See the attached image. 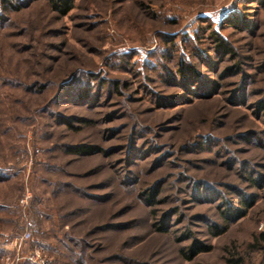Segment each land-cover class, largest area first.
I'll return each mask as SVG.
<instances>
[{
    "label": "rangeland",
    "instance_id": "obj_1",
    "mask_svg": "<svg viewBox=\"0 0 264 264\" xmlns=\"http://www.w3.org/2000/svg\"><path fill=\"white\" fill-rule=\"evenodd\" d=\"M11 2L0 264H264V0Z\"/></svg>",
    "mask_w": 264,
    "mask_h": 264
},
{
    "label": "trees",
    "instance_id": "obj_2",
    "mask_svg": "<svg viewBox=\"0 0 264 264\" xmlns=\"http://www.w3.org/2000/svg\"><path fill=\"white\" fill-rule=\"evenodd\" d=\"M53 9L58 12L61 16H67L68 14H70L73 10H74V0H49ZM12 2L11 0H2V4H1V8L5 11L10 10V8H12ZM77 88V87H76ZM87 89L86 91H81L78 92L76 95L80 98L82 97L84 99L85 96H88L87 94ZM68 153H71L73 155H77V156H83V155H90L93 153V148L90 146H77V147H73L70 148V150L68 151ZM152 198V196H150ZM151 198L149 199L151 202ZM153 204V203H151ZM237 217V215L235 213L230 214V217ZM229 217V218H230ZM231 219V218H230ZM262 238L264 239V234L262 235ZM192 250L193 255L196 253H202L205 251H209V248H201L198 252H197V247H194ZM188 259H191V257H193L192 255H187Z\"/></svg>",
    "mask_w": 264,
    "mask_h": 264
},
{
    "label": "built area",
    "instance_id": "obj_3",
    "mask_svg": "<svg viewBox=\"0 0 264 264\" xmlns=\"http://www.w3.org/2000/svg\"><path fill=\"white\" fill-rule=\"evenodd\" d=\"M31 237L30 233H27L23 236H21L20 238H17L16 244L18 245V243L21 245L25 240H28ZM38 248V247H36ZM40 249L38 248L37 250H35L34 252H32L31 254H29L30 256H28V260L31 261L33 264H48V262L45 259H41L40 258Z\"/></svg>",
    "mask_w": 264,
    "mask_h": 264
}]
</instances>
